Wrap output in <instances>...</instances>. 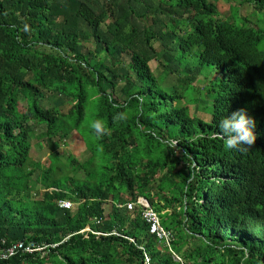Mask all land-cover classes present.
<instances>
[{
	"label": "trees",
	"instance_id": "obj_1",
	"mask_svg": "<svg viewBox=\"0 0 264 264\" xmlns=\"http://www.w3.org/2000/svg\"><path fill=\"white\" fill-rule=\"evenodd\" d=\"M146 1L0 0V238L37 248L0 264H264V0H226L232 17L210 0ZM166 8L193 16L162 21ZM181 68L195 73L165 83ZM196 75L217 77L193 98ZM239 108L256 120L247 151L216 136ZM75 133L88 154L64 161ZM138 195L171 246L120 206Z\"/></svg>",
	"mask_w": 264,
	"mask_h": 264
},
{
	"label": "clouds",
	"instance_id": "obj_2",
	"mask_svg": "<svg viewBox=\"0 0 264 264\" xmlns=\"http://www.w3.org/2000/svg\"><path fill=\"white\" fill-rule=\"evenodd\" d=\"M107 2H113L114 0H106ZM215 2L218 5V0H210ZM220 1V0H219ZM218 12L219 7H218ZM187 11L180 13V17H187ZM221 17V14L218 13ZM195 73V70H192ZM115 119H125L126 113L120 112L117 113L114 117ZM256 120L253 116L249 115L247 108H239L236 111L232 112L230 115H224L218 122L219 131L216 132V136L222 137L226 143V148L229 150L235 149L239 151H247L255 143L257 135L255 132ZM92 128L96 131L97 134H104L105 129L102 121L96 120L92 124ZM153 193L158 196V200H163V192L159 187H155ZM61 207L65 209H73L75 203L70 199H65L60 202ZM120 206L126 207L130 212L134 213L136 211L141 213L142 219L149 226V231L151 234L155 235L160 242H163L166 245L171 246L172 241L175 237V232L172 229H169L164 226L162 221L161 212L158 211L155 206H153L148 197L144 195H138L135 199L127 200L125 203L120 204ZM167 210H165L166 212ZM5 242V239L0 238ZM131 241H134L133 238H130ZM17 243H23L25 245L33 246L34 250L37 249L35 244L32 241L28 243L25 241H18ZM5 244V243H4ZM7 246V245H6ZM33 250V251H34ZM24 249L19 250L15 255H12L9 258L16 256ZM0 259V260H8ZM175 260H181V257L174 253ZM183 261V259H182ZM147 263L150 264V260L147 258ZM185 264V263H183Z\"/></svg>",
	"mask_w": 264,
	"mask_h": 264
},
{
	"label": "rangeland",
	"instance_id": "obj_3",
	"mask_svg": "<svg viewBox=\"0 0 264 264\" xmlns=\"http://www.w3.org/2000/svg\"><path fill=\"white\" fill-rule=\"evenodd\" d=\"M136 2L135 6H141L140 8H144L143 5L147 4L148 2L146 0H134ZM238 1V0H237ZM177 3V0H173L171 2V0L167 1V3L165 4L166 6H168L170 9H172V6H175ZM218 3V7H219V11L221 14V17H232V4L228 3L226 0H220L217 2ZM172 4V6H171ZM235 5H237V3H234ZM154 5H158V3H154ZM162 9H164L162 7ZM161 9V12L159 14V16L157 17L162 18V21H188L190 18H180V12L174 11L171 12V10H167L168 8H166L165 13L163 12V10ZM174 10L176 8H173ZM252 10H243V14L248 15L249 17H251L250 19L253 22H257L256 20V16L251 12ZM260 15L262 16L261 21L264 22V9L259 10ZM149 14L151 16H154V13H147V16H149ZM186 16H193V13H189ZM255 16V17H254ZM195 19V18H193ZM193 21V20H191ZM196 21V19L194 20ZM192 28V27H191ZM152 69L154 71V73L156 75H160V71H162V67H156L158 65V61H152ZM182 69V68H181ZM183 70V75L178 74V72H171V76L167 78L166 82L169 86H171L172 84H174V82H176V80H178L181 77H185L187 78V76H191L194 72L188 70V68L182 69ZM188 72V73H187ZM193 72V73H192ZM200 75H196L193 78H196L192 84V86L194 87L193 89H189L190 92H196V94L193 96V98L195 97H199L201 93H205L204 87L208 84V82H213L215 80V78L217 77L216 75H211L210 78L208 80H201L199 78ZM189 99H191V97L189 96ZM191 106V111L192 110H197L196 108V104L195 101L191 102L190 104ZM199 113H201L202 117H204L206 120H209V115L204 114V111H199ZM59 151V156L61 157L62 160H66V158L68 157L69 154H74L79 160H83L87 154H88V149L86 146V143L84 142L83 138L77 133L73 134L72 137H70L69 139L66 140V142H62V145H60V147L58 148ZM48 155H49V148L46 142H44V146L40 147L38 145V143L36 141H34L33 147L31 149V156L39 161H44L45 160V164L49 165L50 161L48 160ZM32 185H35V182H32ZM196 242H194L195 244Z\"/></svg>",
	"mask_w": 264,
	"mask_h": 264
},
{
	"label": "built area",
	"instance_id": "obj_4",
	"mask_svg": "<svg viewBox=\"0 0 264 264\" xmlns=\"http://www.w3.org/2000/svg\"><path fill=\"white\" fill-rule=\"evenodd\" d=\"M4 243L3 240H0V259H7L12 255H15L21 249L29 252L34 250L33 246L25 245L23 243H15L9 246H6Z\"/></svg>",
	"mask_w": 264,
	"mask_h": 264
},
{
	"label": "crops",
	"instance_id": "obj_5",
	"mask_svg": "<svg viewBox=\"0 0 264 264\" xmlns=\"http://www.w3.org/2000/svg\"><path fill=\"white\" fill-rule=\"evenodd\" d=\"M121 1V0H120Z\"/></svg>",
	"mask_w": 264,
	"mask_h": 264
}]
</instances>
